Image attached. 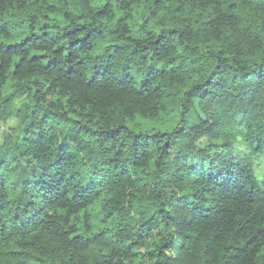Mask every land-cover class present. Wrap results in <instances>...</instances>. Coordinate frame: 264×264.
<instances>
[{
    "label": "clouds",
    "instance_id": "obj_1",
    "mask_svg": "<svg viewBox=\"0 0 264 264\" xmlns=\"http://www.w3.org/2000/svg\"><path fill=\"white\" fill-rule=\"evenodd\" d=\"M0 264H264V0H0Z\"/></svg>",
    "mask_w": 264,
    "mask_h": 264
}]
</instances>
